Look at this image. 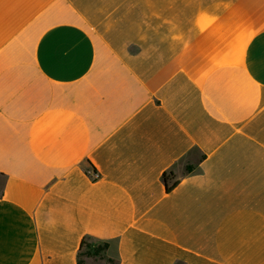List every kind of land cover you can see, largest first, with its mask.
<instances>
[{"label":"crops","instance_id":"0c3cea01","mask_svg":"<svg viewBox=\"0 0 264 264\" xmlns=\"http://www.w3.org/2000/svg\"><path fill=\"white\" fill-rule=\"evenodd\" d=\"M0 179V264H264V0H0Z\"/></svg>","mask_w":264,"mask_h":264},{"label":"trees","instance_id":"16d2710c","mask_svg":"<svg viewBox=\"0 0 264 264\" xmlns=\"http://www.w3.org/2000/svg\"><path fill=\"white\" fill-rule=\"evenodd\" d=\"M205 155L202 159H205ZM196 170L194 166L186 165V174H191ZM163 182L166 192L170 193L180 184L181 178L174 169L163 174ZM109 242H94L90 238H84L78 253V264H120L118 256H109Z\"/></svg>","mask_w":264,"mask_h":264},{"label":"built area","instance_id":"2783aa9c","mask_svg":"<svg viewBox=\"0 0 264 264\" xmlns=\"http://www.w3.org/2000/svg\"><path fill=\"white\" fill-rule=\"evenodd\" d=\"M90 176H92V179L98 180L100 178L99 174L96 171L89 172Z\"/></svg>","mask_w":264,"mask_h":264},{"label":"rangeland","instance_id":"374dc122","mask_svg":"<svg viewBox=\"0 0 264 264\" xmlns=\"http://www.w3.org/2000/svg\"><path fill=\"white\" fill-rule=\"evenodd\" d=\"M3 182V180L2 179H0V184Z\"/></svg>","mask_w":264,"mask_h":264}]
</instances>
